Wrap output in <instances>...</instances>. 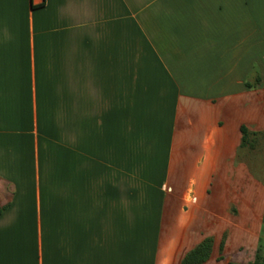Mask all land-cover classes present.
<instances>
[{"label": "crops", "instance_id": "1", "mask_svg": "<svg viewBox=\"0 0 264 264\" xmlns=\"http://www.w3.org/2000/svg\"><path fill=\"white\" fill-rule=\"evenodd\" d=\"M263 89L264 0H0V264H182Z\"/></svg>", "mask_w": 264, "mask_h": 264}, {"label": "rangeland", "instance_id": "2", "mask_svg": "<svg viewBox=\"0 0 264 264\" xmlns=\"http://www.w3.org/2000/svg\"><path fill=\"white\" fill-rule=\"evenodd\" d=\"M255 79L251 80L252 84ZM259 96L260 103L257 100L255 103L260 108L256 111L259 128L251 130L247 127V133L242 130L234 133V148L230 149L229 155L219 160V165L210 177L207 195L213 203L207 208V214L198 209L195 211V206L188 204L189 211L197 219L178 211L166 226L167 238L176 240L180 235L187 239L185 250H190L192 244L197 245L203 238L212 236L215 251L210 264H228L230 261L248 264L255 261L258 251V255H264V89ZM248 103L253 105L251 100ZM222 201L226 208L221 211L217 205ZM231 204L234 206L229 213L226 209ZM199 205L207 206V202L201 201ZM173 217L175 219L172 221ZM204 218L209 220L208 226ZM223 232L230 236L231 248L221 255L218 245ZM178 258L179 254L173 255L172 264H175L174 260L178 262Z\"/></svg>", "mask_w": 264, "mask_h": 264}, {"label": "trees", "instance_id": "3", "mask_svg": "<svg viewBox=\"0 0 264 264\" xmlns=\"http://www.w3.org/2000/svg\"><path fill=\"white\" fill-rule=\"evenodd\" d=\"M250 86V85H249ZM243 133H247V128H242ZM213 237H206L201 243H199L194 249L189 251L182 260V264H204L206 263L212 254L213 250ZM226 239H223L220 246V251L225 250ZM257 253L255 261L248 264H264V255H258ZM222 258V257H221ZM229 264H239L236 262H229Z\"/></svg>", "mask_w": 264, "mask_h": 264}, {"label": "built area", "instance_id": "4", "mask_svg": "<svg viewBox=\"0 0 264 264\" xmlns=\"http://www.w3.org/2000/svg\"><path fill=\"white\" fill-rule=\"evenodd\" d=\"M45 0H31L33 5H42L44 3Z\"/></svg>", "mask_w": 264, "mask_h": 264}]
</instances>
